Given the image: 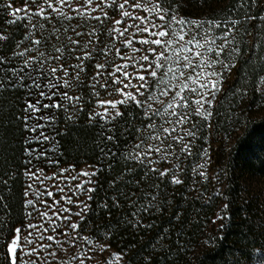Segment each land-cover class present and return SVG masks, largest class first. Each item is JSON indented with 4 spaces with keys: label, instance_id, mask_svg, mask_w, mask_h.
<instances>
[{
    "label": "snow or ice",
    "instance_id": "obj_1",
    "mask_svg": "<svg viewBox=\"0 0 264 264\" xmlns=\"http://www.w3.org/2000/svg\"><path fill=\"white\" fill-rule=\"evenodd\" d=\"M205 6L221 16L189 19L193 0H23L20 7L0 0V94L13 96L18 111L9 122L19 123L24 144L22 164L0 180L7 187L24 177L19 219L0 195V264H127L89 220L100 169L63 163L57 137L87 112L98 128V160L108 158L110 170L125 161L100 207L147 200L132 213L139 225L140 212L157 201L141 185L184 183L182 160L208 138L205 129L211 134L218 96L242 58L259 59L264 71V0ZM13 25L26 30L21 39ZM257 87L264 94V75ZM196 154L204 163L193 174L210 162L206 150ZM161 161L175 163L162 168ZM199 176L208 178L203 170ZM144 264H153L152 255Z\"/></svg>",
    "mask_w": 264,
    "mask_h": 264
},
{
    "label": "trees",
    "instance_id": "obj_2",
    "mask_svg": "<svg viewBox=\"0 0 264 264\" xmlns=\"http://www.w3.org/2000/svg\"><path fill=\"white\" fill-rule=\"evenodd\" d=\"M217 3L230 4L231 0H207L211 6ZM184 14L189 19H208L219 18L222 12L220 8L213 12L212 7L205 6V0H193V7ZM4 16L0 12V22ZM12 27L16 39H21L26 30L20 25ZM261 63L254 58L244 64L242 58L238 70L227 77L215 105L217 114L211 134L205 129L208 138L198 139L194 155L182 160L185 171L179 175L184 183L172 184L169 178L159 182V189L148 187L151 180L141 185L145 192H154L157 201L148 211L140 212L139 225L135 223L138 217L132 213L147 205V200H141L135 208L124 202L118 209L100 207L102 201L111 197V181L123 172L125 161L119 159L114 170H110L108 158L103 163L98 160V128L88 124L87 112L81 113L76 123L61 126L67 128L57 137L63 153L61 161L76 163L78 167L88 163L100 169L94 178L97 191L89 201L93 209L89 220L99 226L101 243L110 241L109 251L123 250L127 264H144L149 255L153 264H251L264 251V94L257 87L259 75H264ZM14 103L12 94H0V180L16 171L24 156L20 125L9 122V114L18 111ZM208 143L211 147L216 143L217 148L211 149L206 167L193 174L192 168L204 163V158L196 153ZM201 170L206 172L207 180L199 176ZM12 180L7 187L0 184V195L7 198L19 219L24 177ZM246 183L256 187V191ZM217 189L223 196L215 195ZM224 203L229 205L227 215L223 220L216 219ZM221 223L223 228L219 227ZM106 230L112 232L110 238L103 236Z\"/></svg>",
    "mask_w": 264,
    "mask_h": 264
},
{
    "label": "rangeland",
    "instance_id": "obj_3",
    "mask_svg": "<svg viewBox=\"0 0 264 264\" xmlns=\"http://www.w3.org/2000/svg\"><path fill=\"white\" fill-rule=\"evenodd\" d=\"M22 4H23V0H15V6L20 7V6H22ZM216 148H217V144L216 143H214L212 147H211L210 143H208V144H204L203 145L202 150H206L207 154H208V157H209L210 156L209 153H210L211 149H213V150L215 149L216 150ZM173 163H175V161H171V162H169V161H161V166H163V167H171V165ZM83 166H81V167H83ZM257 182H259V181H257ZM246 184H247V186L250 189H254L256 191V187H254L252 185H248V183H246ZM251 264H264V251L259 252L258 258Z\"/></svg>",
    "mask_w": 264,
    "mask_h": 264
}]
</instances>
